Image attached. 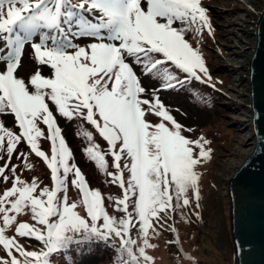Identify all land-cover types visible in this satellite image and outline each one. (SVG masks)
<instances>
[{"label": "snow or ice", "instance_id": "obj_1", "mask_svg": "<svg viewBox=\"0 0 264 264\" xmlns=\"http://www.w3.org/2000/svg\"><path fill=\"white\" fill-rule=\"evenodd\" d=\"M205 27L210 24L201 0H0V63H5L0 71V114H13L14 127L19 129L13 131L0 122V154L10 162L17 146L26 143L46 164L52 181L51 188L37 191V181L21 179L16 165L10 169L11 177L5 174L8 163L0 166L3 181L12 179V187L0 195V246L9 257L0 264H21L13 252L23 257V264H50L53 253L93 241L115 248L118 264H141V260L150 264L149 231L158 234L153 222L161 223L169 212L188 207L189 190L199 201L195 168L211 151L203 137L193 141L182 134L183 127L157 95L182 85L188 77L199 80L198 72L207 74L201 54L185 39L186 32L200 34ZM36 36L39 42H31ZM79 37L93 42L78 45L73 41ZM29 42L37 63L50 68L49 77L37 71L26 82L15 75ZM129 59L144 75L162 82L151 99L144 98L146 89ZM177 71L186 74L185 80ZM53 106L68 120L86 121L106 141L104 152L93 142L92 132L83 133L89 142L87 156L122 190L114 201L119 217L107 212L101 192L90 189L80 169L70 163L72 153ZM148 115L159 122L152 123ZM41 139L50 142V155L42 150ZM194 149H199L198 154ZM107 155L115 172L107 171ZM21 157L30 169L27 154L20 153L17 159ZM70 175L80 195L71 203ZM78 205L86 209L87 218L75 211ZM25 208L43 228L20 223L15 235L35 238L42 245L39 251H26L15 236L5 235L15 219L10 213ZM134 229L142 237L139 248L132 237Z\"/></svg>", "mask_w": 264, "mask_h": 264}, {"label": "trees", "instance_id": "obj_2", "mask_svg": "<svg viewBox=\"0 0 264 264\" xmlns=\"http://www.w3.org/2000/svg\"><path fill=\"white\" fill-rule=\"evenodd\" d=\"M78 2L79 0L73 1V3ZM35 38H37L38 41L40 40L39 36L33 37V39ZM87 40L88 38L79 37L74 38L73 42H78L80 45H85L86 43L89 44L88 41L90 40ZM2 46L3 43L0 42V47ZM129 63L132 64L131 59H129ZM132 66L141 81V85L146 89L144 98L151 99L152 91L154 89H159L162 82L150 75H144L142 69L139 66L135 64H132ZM20 67H24L25 72V74H23V72V75L21 74V76L26 77L28 80L30 79L31 75L35 74L37 71H40L45 77L51 75L46 66L39 65L35 60L34 53L31 48V42L26 43L24 46V53H22ZM20 73L21 71L19 74ZM176 74L181 80H185L186 75L178 71ZM198 83L199 82H197L196 79L188 77L180 86L157 92L159 99L168 109L169 113L174 117L175 121L183 127L184 131L182 134L186 138H189L193 141L203 137L209 142L205 145V148L210 149L211 151L209 157L207 159L201 160L200 164H198L195 168V171L199 177V201L197 202L194 198L193 191L189 190L187 197L190 199V205L188 207H182L174 213L169 212L168 216L165 217L161 223L153 222L158 234L153 235L152 230L149 231V243L153 245V247H149L151 248V252L149 251V248L146 249V254L151 257L152 260L155 259V257L151 253L161 252V248H163L164 253L166 252L167 255H170L176 264H182L183 262L202 264L197 262L194 256L188 253L187 250L190 248H199V243L202 238L201 236L204 234L202 228L204 229L207 223L206 201L208 199L209 193L212 190H217V183L211 177L213 170L211 157H213L215 154V148L212 147L211 144L214 140L208 138V136L205 133H202V131H204V128H207L208 125L213 122V120L215 121V117L218 118V112L213 110L219 105L214 104L215 102L210 103V101L209 105L207 106L200 105L199 99L206 96L212 97L215 93L212 92L213 94H211V91L206 87V85H204L203 82L201 83L204 86L199 85ZM172 95L175 97L177 96L178 99H181L182 103L178 104V99H172ZM204 110L206 112H204ZM53 111L57 125L61 129V134L64 137L70 152L72 153V159L70 160V163L75 164L80 169V171L82 170L84 172L86 175L85 180L90 189L99 190L103 193L102 197L104 199V205L107 212L110 215L119 217L122 214L115 211L114 201L121 197L122 190L117 185L112 184L111 177L108 178V175L101 171L95 162L87 156L85 149L89 146V142L83 136V133L85 131L92 132L93 142L99 145L100 150L104 152L107 150L106 141H104L96 132V130L86 121L75 118L68 120L56 113L54 106ZM148 120L152 123L159 122L158 118L154 115H148ZM0 122H2L7 128L19 132V129L14 127L15 120L13 114H0ZM40 127L45 130L46 133V126L41 124ZM39 143L42 150L45 152L49 151L50 143L47 139H41ZM194 151L198 154L199 149H194ZM20 153L27 154L26 163L31 165L30 169L25 168V159L23 157H21V159H17V156ZM0 155H3V158L0 159V166H4L6 162L8 163V169H6L5 174L9 177H11V167L16 165V174L21 179L29 183H31L33 179L37 181L39 184L37 191L45 186L49 188L51 187L49 180L50 176L47 167L38 158H36L33 153L30 152V148L26 143L21 142L17 146L10 162L8 161L6 154ZM106 161L108 163L109 169L112 162L111 155L106 156ZM124 173L128 174L127 171ZM126 177L128 178V176ZM73 178L74 177L71 175L68 178L67 195L69 197V203L80 199L79 190L71 185V179ZM11 187V178L7 182H4L2 177H0V195H2L6 189ZM63 195L64 193H60L61 197H63ZM110 197L111 200L109 199ZM197 203L199 204L198 207ZM85 210L86 209L83 207V205H78L77 209H75V211L81 217L87 218ZM2 215L3 214H0V226H3ZM10 215H13L15 219L5 229V235L8 237L15 236L17 243L23 246L26 251H39L42 245L35 238L19 237L15 235V229L20 223L27 222L30 226L43 228V226L39 225L32 219L30 209L25 208L20 213H10ZM173 227L176 230L175 232L172 230ZM195 231H197V239L195 236L194 244L192 246H188L189 243L194 239ZM132 237L137 242L135 246L136 248L143 246L142 237L135 229L132 231ZM174 240H178V243H169V241ZM114 242L117 246L120 243L119 239H115ZM4 252L5 250L2 246H0V261L9 259L6 252ZM13 254L16 255L17 259L21 261V264H23V257L19 256V254L15 252H13ZM186 257H190V259ZM118 260L119 257L115 248L106 245L103 242L95 241L73 243L69 250L58 251L50 256V264H118ZM151 261L150 264H152ZM141 264H145V262L141 260Z\"/></svg>", "mask_w": 264, "mask_h": 264}, {"label": "rangeland", "instance_id": "obj_3", "mask_svg": "<svg viewBox=\"0 0 264 264\" xmlns=\"http://www.w3.org/2000/svg\"><path fill=\"white\" fill-rule=\"evenodd\" d=\"M227 1L228 0H201V7L205 9L210 28L205 27L200 34L191 30L185 33V39L194 49L199 51L207 69V74L198 72L197 75L200 79H194L199 82V85H202L201 82H203L211 91V94L215 93L212 97L206 96L199 99L200 105L207 106L209 105V101L210 103L215 102L214 104L219 105L213 110L218 112V118L215 117V121L213 120L211 123L212 125L209 124L208 127H205L204 131H202L208 138L214 140L211 144L212 147L215 148V154L211 157L213 166L211 177L217 183V190H212L206 201L207 223L204 229L202 228L204 234L201 236L199 248H190L187 250L188 253L194 256L197 262L202 264H234V246L232 243L229 221V198L224 193L227 188L226 179H232L234 173L223 171L221 166L223 165V160L228 151L247 136L251 130L250 122L248 123V120H251L249 63L255 44L256 25L264 10V0H248L246 3L249 9L246 11L239 9L240 12H244L243 18L239 21L235 29L236 31L233 39L230 41V45H227L223 42L224 35L222 32L224 20L229 17V10L224 8V4H226ZM174 26L180 27L179 24ZM88 40V43L92 42L91 38H88ZM31 42L39 41L35 38L32 39ZM75 43L78 44V42ZM85 45H87V43ZM85 45L81 44V46ZM22 53H24V48L22 49ZM217 59L224 61V63L216 62ZM46 67L51 73L50 68L48 66ZM4 69L5 63H0V71ZM20 71L21 73L19 74ZM23 72L24 67H20L19 64L15 75L27 82L28 79L21 76ZM23 74H25V72ZM228 92L233 94L235 98L233 103H236L235 105L225 102ZM171 98L176 99L177 96L175 97L172 95ZM181 103V99H178V104ZM204 112L206 111L204 110ZM235 114L243 119H247L246 122L240 124L237 121H233L231 116ZM251 143H253V139L248 142L246 149L252 147ZM46 153L48 155L51 154V144L49 151ZM246 158L247 157L242 161L244 162ZM38 159L46 166L41 158ZM47 170L50 176V170L48 168ZM108 172H115L112 162ZM81 173L86 179V175L82 170ZM126 176H128V174L124 173L125 179H127ZM109 177L110 176H108V178ZM49 180L50 186L52 187L51 178H49ZM101 194L103 195L102 192ZM196 234L197 231L194 232V239L188 246L194 244ZM149 251L151 252V248H149ZM151 254L155 257V259L151 261L152 264H176L170 255H167L166 252L164 253L163 248H161V252H153ZM182 264L191 263L183 262Z\"/></svg>", "mask_w": 264, "mask_h": 264}, {"label": "water", "instance_id": "obj_4", "mask_svg": "<svg viewBox=\"0 0 264 264\" xmlns=\"http://www.w3.org/2000/svg\"><path fill=\"white\" fill-rule=\"evenodd\" d=\"M249 89L254 149L228 188L234 264H264V10L256 25Z\"/></svg>", "mask_w": 264, "mask_h": 264}, {"label": "bare ground", "instance_id": "obj_5", "mask_svg": "<svg viewBox=\"0 0 264 264\" xmlns=\"http://www.w3.org/2000/svg\"><path fill=\"white\" fill-rule=\"evenodd\" d=\"M248 0H228L226 4H224V8L229 10V17L224 20L222 32L224 35L223 42L227 45H230V41L233 39L235 29L239 23V21L243 18V13L240 12L239 9H243L244 11L248 10L249 7L247 5ZM216 62H222L224 61L217 59ZM227 62V61H225ZM226 103H230L235 105L236 103H233V100H235L233 94L231 92L227 93ZM231 119L233 121H237L240 124H243V122H246L247 119H243L238 115H232ZM250 120H248V123ZM250 124V123H249ZM253 139L252 132L250 130V133L245 136L240 142L236 143L227 153L223 160V165L221 166L223 171L226 172H232L235 173L239 166L243 163V159L245 157H248L254 149V142L251 143L252 147L250 149H246V146L248 145V142ZM227 181V188L225 189V195L228 196V188L229 184L231 182L230 178L226 179Z\"/></svg>", "mask_w": 264, "mask_h": 264}]
</instances>
